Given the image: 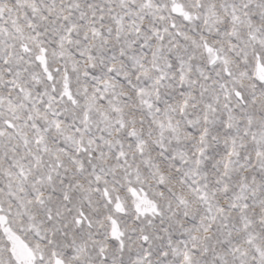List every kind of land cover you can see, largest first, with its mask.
<instances>
[{
    "label": "snow or ice",
    "instance_id": "6c2138e0",
    "mask_svg": "<svg viewBox=\"0 0 264 264\" xmlns=\"http://www.w3.org/2000/svg\"><path fill=\"white\" fill-rule=\"evenodd\" d=\"M0 264H264V0H0Z\"/></svg>",
    "mask_w": 264,
    "mask_h": 264
}]
</instances>
